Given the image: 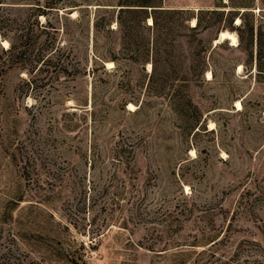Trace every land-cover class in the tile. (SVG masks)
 Masks as SVG:
<instances>
[{
    "label": "rangeland",
    "instance_id": "1",
    "mask_svg": "<svg viewBox=\"0 0 264 264\" xmlns=\"http://www.w3.org/2000/svg\"><path fill=\"white\" fill-rule=\"evenodd\" d=\"M46 1L0 0L43 57L2 79L0 264H264V0Z\"/></svg>",
    "mask_w": 264,
    "mask_h": 264
},
{
    "label": "trees",
    "instance_id": "2",
    "mask_svg": "<svg viewBox=\"0 0 264 264\" xmlns=\"http://www.w3.org/2000/svg\"><path fill=\"white\" fill-rule=\"evenodd\" d=\"M120 6L118 15H117V24L118 25H122L121 24V16H120V12L122 11H128V12H136L137 10H142V11H146L147 7L149 6H154L152 2H150L149 0H119L117 2ZM54 4H59L58 0H47L46 1V5L45 7L47 8L48 11H52L54 10L55 6ZM40 8V7H39ZM153 10L152 12H157V11H161V10H168V9H161V8H153L151 9ZM202 11V10H200ZM151 18L153 20V24H156V18L154 15H151ZM197 23L196 25L199 23V16L196 17ZM47 28H49V30L51 29L52 31H56L58 32L59 29L55 26H52V24L50 23V21H47ZM105 25V30L108 32L110 31L109 29V25H108V20L106 22H101L99 20V18L95 17L92 22H91V26H89V24L87 25V37H88V33L89 30L92 29L93 31V36L94 39L96 37V34L99 32V27H104ZM82 37L83 39L86 38V36L84 35V32L86 31V28H84V25L82 27ZM125 30V29H124ZM123 29L121 30L124 35L129 36L130 32L129 31H124ZM20 32L16 35L15 40L13 41L11 39H9V46L6 49L0 48V94H1V90H2V79L4 76V73L6 72V70L10 67L13 66H18L20 69H25L28 73L31 72V69L33 67V63L32 62H38L39 60H43L42 55L38 56V59H35L34 57H31V52L34 48V42H36V39L32 38V35L30 34L29 29H25L24 27L22 29L19 30ZM239 39L242 42L243 38L241 36V34H239ZM53 41V40H52ZM125 44H130L131 43V39L126 40L124 42ZM245 51L246 54L248 56V60L251 61L252 57H253V41L252 39H247V43L245 46ZM152 53L155 54L156 53V49L152 48ZM260 51L258 49V52L256 51V54L259 55ZM96 59H102V57H98V56H94ZM108 58H111L112 60H115V56L112 55ZM134 58V57H131ZM142 58V57H141ZM258 59V60H257ZM144 60V59H143ZM259 57L256 58V64H255V70H257V72L263 71L264 72V67H262L259 63ZM249 64V67L248 65ZM244 63V67L247 70V72L251 73L250 69V63ZM30 66V67H28ZM250 70H249V69ZM259 74V73H258ZM23 82L26 83V85H30L31 84V79L28 77H25L24 80H22Z\"/></svg>",
    "mask_w": 264,
    "mask_h": 264
},
{
    "label": "bare ground",
    "instance_id": "3",
    "mask_svg": "<svg viewBox=\"0 0 264 264\" xmlns=\"http://www.w3.org/2000/svg\"><path fill=\"white\" fill-rule=\"evenodd\" d=\"M194 24H195V20H192V25H194ZM222 40H229L231 45H236L237 42H238V39H237L236 35L233 32H230V31H227V30L221 31L219 33V36H218V39H216V42L222 41ZM7 44H8V42L6 40L2 41V45L4 47H6ZM107 65L111 66L112 62L111 61L107 62ZM129 106L132 108V104H129ZM236 106L240 107L241 103L239 101H236ZM211 125H213V124H211Z\"/></svg>",
    "mask_w": 264,
    "mask_h": 264
}]
</instances>
